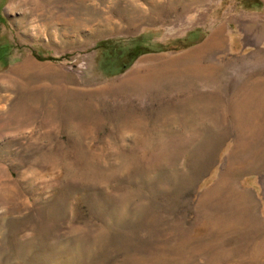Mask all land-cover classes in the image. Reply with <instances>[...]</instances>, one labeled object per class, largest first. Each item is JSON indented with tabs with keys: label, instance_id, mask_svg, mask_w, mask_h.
Returning <instances> with one entry per match:
<instances>
[{
	"label": "rangeland",
	"instance_id": "rangeland-1",
	"mask_svg": "<svg viewBox=\"0 0 264 264\" xmlns=\"http://www.w3.org/2000/svg\"><path fill=\"white\" fill-rule=\"evenodd\" d=\"M0 264H264V0H0Z\"/></svg>",
	"mask_w": 264,
	"mask_h": 264
},
{
	"label": "trees",
	"instance_id": "trees-1",
	"mask_svg": "<svg viewBox=\"0 0 264 264\" xmlns=\"http://www.w3.org/2000/svg\"><path fill=\"white\" fill-rule=\"evenodd\" d=\"M203 38L202 34L192 33L189 37L181 40H176L172 43L154 44L141 43L139 41L133 42L128 45H117L104 41L100 44L101 58L99 61L100 69L105 71L108 75H114L125 68H127L131 62L140 54L151 51H163V50H181L191 44L199 42Z\"/></svg>",
	"mask_w": 264,
	"mask_h": 264
},
{
	"label": "crops",
	"instance_id": "crops-1",
	"mask_svg": "<svg viewBox=\"0 0 264 264\" xmlns=\"http://www.w3.org/2000/svg\"><path fill=\"white\" fill-rule=\"evenodd\" d=\"M217 45L216 44H211L209 42V39L207 41H200L198 43L193 44L192 46L188 47V48H184L178 51L179 54L181 55H177L175 58H173V60L175 62H177V64L179 62H182L183 65H187V63H192L194 65H197V63L201 64V62H204V67L206 68L207 66L210 67V60L206 58L207 55L210 54V52L213 49H216ZM192 48V49H191ZM213 66L215 67V63L213 64ZM210 75H205V77L202 78L203 82H204V87L203 90L207 89L206 88V83H208V90L209 92L211 91V87L212 90L214 92H216V77L214 76V79L212 81V86H211V79H210ZM210 105V104H209ZM215 101L213 102V109H210V106L208 107V109H205L203 111H198V114H204V117H202V120L204 122H206L207 120L214 122V126L212 129H216V107H215ZM192 113H195V111H192ZM189 120H194L189 119ZM201 121V118L199 119H195V121ZM207 128V127H206ZM210 128V127H208ZM205 136V134L203 135ZM188 144H198V143H188Z\"/></svg>",
	"mask_w": 264,
	"mask_h": 264
}]
</instances>
